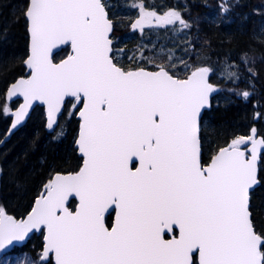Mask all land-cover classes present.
Here are the masks:
<instances>
[{
  "label": "water",
  "instance_id": "95a60500",
  "mask_svg": "<svg viewBox=\"0 0 264 264\" xmlns=\"http://www.w3.org/2000/svg\"><path fill=\"white\" fill-rule=\"evenodd\" d=\"M26 19L29 75L7 89V101L20 103L2 144L37 106L54 131L66 101L79 97L83 162L55 173L23 218L0 212V257L42 233V260L54 264H264L251 212L264 138H242L202 163L211 70L179 79L117 65L103 0H29Z\"/></svg>",
  "mask_w": 264,
  "mask_h": 264
},
{
  "label": "trees",
  "instance_id": "16d2710c",
  "mask_svg": "<svg viewBox=\"0 0 264 264\" xmlns=\"http://www.w3.org/2000/svg\"><path fill=\"white\" fill-rule=\"evenodd\" d=\"M133 1L136 6L129 16L110 15L114 3L124 7ZM28 3L0 0V212L4 209L17 218L30 211L55 173L77 171L82 165L75 146L80 106H75V99L66 103L53 132L46 127L44 108L38 106L28 122L1 143L11 123V111L19 104L18 100L7 102V89L27 76ZM104 4L110 18L115 17L113 57L120 66L164 67L179 78L197 67L211 68L217 92L201 122L203 163L220 148L255 131L264 138V0H104ZM141 10L178 12L183 18L179 24L182 38L175 37L174 29L134 30L133 22ZM127 36L130 38L124 41ZM68 53L69 48L62 49L55 60ZM259 178L261 183L251 196V212L255 228L264 238V153ZM75 204L72 200L69 206ZM42 249L43 236L35 234L14 250L40 258ZM262 251L264 254V244ZM44 264L54 263L50 259Z\"/></svg>",
  "mask_w": 264,
  "mask_h": 264
},
{
  "label": "rangeland",
  "instance_id": "374dc122",
  "mask_svg": "<svg viewBox=\"0 0 264 264\" xmlns=\"http://www.w3.org/2000/svg\"><path fill=\"white\" fill-rule=\"evenodd\" d=\"M113 6L114 7L112 8V11L110 13L111 16H116V15L129 16L134 11V6H136V5H135V2L133 1L132 3H129L128 5H124V7H118V3L117 4L114 3ZM157 13H151L150 11L146 12L145 10H141V14L142 15L141 16L138 15V16L140 18H145V20H146L145 23L146 24L140 25L137 22H133L132 28L134 30L140 29V30H142L143 33H147L149 31L150 32H158V30H160L162 28L174 29L173 30V34L175 35V37L181 36V33L180 32L182 31V27L179 26L181 19H179L178 17H176V20H173V21H170V22H165V21H162V20H156L157 17H155V16H158L159 15ZM164 13L165 12H163V14ZM152 14H154V16H152ZM170 14H172V12ZM175 14L178 15L179 13L178 12H175ZM164 15H169V12H166ZM114 18H112V19L114 20ZM151 18H154L153 19V22H150V19ZM182 21H183V18H182ZM129 38H130V36H127L126 38H124V41L128 40ZM180 38H182V36ZM156 52L159 53V52H161V50L160 49L159 50L156 49ZM171 56L174 57L175 54H171ZM178 62H181V60L178 61ZM78 104H79V100L76 98L75 99V106L78 105ZM256 135H257V133L255 131L253 133V136H256ZM232 145H234V142L231 143V144H229V146H232ZM32 259L34 261V264H44V262H41L39 260V258H36V256H33L32 255Z\"/></svg>",
  "mask_w": 264,
  "mask_h": 264
},
{
  "label": "flooded vegetation",
  "instance_id": "af4514ba",
  "mask_svg": "<svg viewBox=\"0 0 264 264\" xmlns=\"http://www.w3.org/2000/svg\"><path fill=\"white\" fill-rule=\"evenodd\" d=\"M148 14H149V13H148ZM140 15H142V14L140 13ZM176 17H178L179 19L182 20V17L180 16V14L176 15L175 13H172V14H169V15H165V16L163 17L162 21L170 22V21L176 20ZM135 22H139L138 19H136ZM150 22H153L152 18L150 19ZM144 24H146V23H144ZM144 24H143V25H144ZM137 31L142 32V30H140V29H138ZM136 165H137V164L134 163V164L132 165V167L135 168ZM114 216H115V210H113V211L107 216V218H106V222H107V224H108L109 226L112 225L113 220H114ZM108 220H109V222H108ZM174 235H177V231H174Z\"/></svg>",
  "mask_w": 264,
  "mask_h": 264
},
{
  "label": "bare ground",
  "instance_id": "6f19581e",
  "mask_svg": "<svg viewBox=\"0 0 264 264\" xmlns=\"http://www.w3.org/2000/svg\"><path fill=\"white\" fill-rule=\"evenodd\" d=\"M1 143H2V142H1ZM33 204H34V203H33ZM32 207H33V205H32ZM31 209H32V208H31ZM31 209H30V210H31ZM5 211H6V210H5Z\"/></svg>",
  "mask_w": 264,
  "mask_h": 264
}]
</instances>
